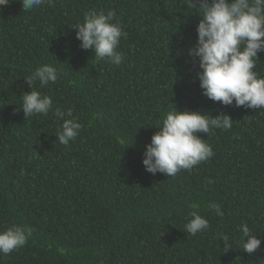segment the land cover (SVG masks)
Here are the masks:
<instances>
[{
    "label": "trees",
    "instance_id": "16d2710c",
    "mask_svg": "<svg viewBox=\"0 0 264 264\" xmlns=\"http://www.w3.org/2000/svg\"><path fill=\"white\" fill-rule=\"evenodd\" d=\"M92 9L116 13L126 34L120 66L80 48L72 27ZM200 19L183 0H54L29 12L10 0L0 8V231L33 229L0 264H264V109L202 95L199 58L188 55ZM43 64L59 70L55 83L35 85L53 107L26 119L25 77ZM174 107L223 112L233 126L200 133L214 155L191 171L149 173L143 153ZM56 108H71L83 126L68 145L57 142ZM192 211L210 225L195 236L185 230ZM244 223L262 241L253 254L240 243Z\"/></svg>",
    "mask_w": 264,
    "mask_h": 264
},
{
    "label": "clouds",
    "instance_id": "9594fccd",
    "mask_svg": "<svg viewBox=\"0 0 264 264\" xmlns=\"http://www.w3.org/2000/svg\"><path fill=\"white\" fill-rule=\"evenodd\" d=\"M10 0H0V8ZM25 12L39 8L44 4H53L54 0H20ZM188 9L198 12L201 19L196 31L198 40L188 55L198 57L199 79L202 95L225 106L235 103L236 107L264 109V76L256 71L259 53L264 52V0H183ZM114 11L105 13L95 9L84 13L83 21L72 28L81 42L80 48L91 49L95 58L107 60L120 66L124 54L118 50L123 32ZM59 70L52 64L38 66L25 77L30 92H24L20 110L25 118L47 116L53 107L50 96L36 89L55 83ZM54 115L62 121L55 135L57 142L68 145L82 129V124L73 115V110L56 108ZM233 126L229 114L221 112L212 117L199 111H180L170 109L162 118V124L151 137V143L144 151L143 165L149 173H162L170 177L181 170L191 171L196 165L210 159L213 155L211 145L205 142L200 133L207 135L212 129L228 130ZM211 183V181H209ZM197 208V205H191ZM209 210L223 217L222 206L210 202ZM210 227L208 220L197 211H192L185 224L186 233L195 236ZM240 243L248 254L260 249L261 239L252 234L247 223L241 225ZM33 229L27 225L13 223L0 231V254L5 256L23 247ZM224 242L226 252L231 249L227 234L219 237Z\"/></svg>",
    "mask_w": 264,
    "mask_h": 264
}]
</instances>
